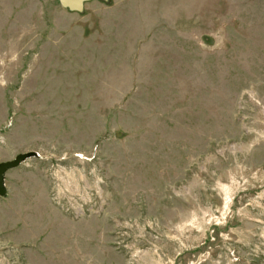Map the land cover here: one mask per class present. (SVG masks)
Instances as JSON below:
<instances>
[{
  "label": "rangeland",
  "instance_id": "obj_1",
  "mask_svg": "<svg viewBox=\"0 0 264 264\" xmlns=\"http://www.w3.org/2000/svg\"><path fill=\"white\" fill-rule=\"evenodd\" d=\"M0 264H264V0H0Z\"/></svg>",
  "mask_w": 264,
  "mask_h": 264
},
{
  "label": "water",
  "instance_id": "obj_2",
  "mask_svg": "<svg viewBox=\"0 0 264 264\" xmlns=\"http://www.w3.org/2000/svg\"><path fill=\"white\" fill-rule=\"evenodd\" d=\"M90 0H59L62 7L73 11L81 12L84 8V4ZM34 155V153H26L18 155L15 160L4 162L0 164V197L7 195V189L5 185V177L8 171L19 167L23 162L28 160Z\"/></svg>",
  "mask_w": 264,
  "mask_h": 264
},
{
  "label": "crops",
  "instance_id": "obj_3",
  "mask_svg": "<svg viewBox=\"0 0 264 264\" xmlns=\"http://www.w3.org/2000/svg\"><path fill=\"white\" fill-rule=\"evenodd\" d=\"M5 183H6V177H5Z\"/></svg>",
  "mask_w": 264,
  "mask_h": 264
}]
</instances>
